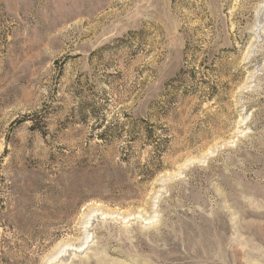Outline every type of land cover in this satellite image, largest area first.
I'll use <instances>...</instances> for the list:
<instances>
[{"label": "rangeland", "instance_id": "374dc122", "mask_svg": "<svg viewBox=\"0 0 264 264\" xmlns=\"http://www.w3.org/2000/svg\"><path fill=\"white\" fill-rule=\"evenodd\" d=\"M0 264H264V0H0Z\"/></svg>", "mask_w": 264, "mask_h": 264}]
</instances>
